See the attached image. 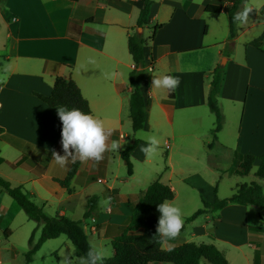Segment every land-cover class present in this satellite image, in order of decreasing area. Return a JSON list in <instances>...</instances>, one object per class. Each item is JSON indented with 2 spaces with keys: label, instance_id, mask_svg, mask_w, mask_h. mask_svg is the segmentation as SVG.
Listing matches in <instances>:
<instances>
[{
  "label": "crops",
  "instance_id": "obj_1",
  "mask_svg": "<svg viewBox=\"0 0 264 264\" xmlns=\"http://www.w3.org/2000/svg\"><path fill=\"white\" fill-rule=\"evenodd\" d=\"M0 3V127L3 129L0 176L13 187L23 186L44 211L54 206L57 216H67L75 209L83 215L89 199L96 195L99 212L85 221L86 227L90 221V229H98L92 233L98 239L109 233L118 235L130 222L132 206L155 181L172 188L175 198L171 202L178 196L176 185L200 191L207 187L210 198L205 201L213 202L216 196L212 192H217L215 182L209 183L204 175L207 171L218 172L223 152L232 160L236 153L256 157L264 153V44L262 50L249 45L264 34V0L247 2L251 9L248 20L238 24L228 56L225 46L231 41V34L225 9L229 2H219L215 14L201 12L202 7L215 0H157L151 4L148 25L152 26V34L155 25L164 26L144 49L142 130L154 133L169 126L165 142L171 145V154L163 161L168 164L164 168L166 182L161 180L158 170L152 169L155 175L146 177L142 184L133 183L135 163L148 168L153 156L145 157L141 148L146 141L134 133L140 143L130 156L133 174L120 179L119 175L110 177L109 173L112 166L125 164L121 154L133 138L128 129L132 128L129 74L134 62L128 50V38L136 27L143 0H1ZM97 25L103 30L97 29ZM200 50L212 54L198 60L188 56ZM223 57H227V63L218 103L224 125L209 147L215 116L211 113L214 122L210 124L205 111L208 94L204 88L207 86L209 92L212 73ZM163 75L179 79L174 99L169 98V89L153 88V78ZM57 77L71 78L77 84L89 102L91 115L103 122L108 133V150L100 161L76 160L79 167L70 192L55 181L65 179L74 163L69 160L61 167L53 160V153L64 155L58 107H49L35 95H50ZM113 140L119 142L118 151L110 148ZM174 159L180 162L176 166ZM185 163L200 167L186 170ZM259 165L260 161L256 160L250 174L256 173ZM251 182L262 186L264 179L256 177ZM106 197L111 198L107 208L101 204ZM7 203L0 195V224L11 210L14 211L11 222L22 216L19 209ZM252 207L233 204L206 213L201 216L204 219L201 225L194 226L197 219L188 223L193 225L188 238L181 237L185 226L182 233L165 240L162 247L169 249L185 242L205 244L206 237L208 244L222 252L228 264H231L228 258L231 250L244 264H254L257 256L259 264H264V232L251 230L263 225L261 212L256 223L252 219ZM211 227L213 231L216 228V234L212 231L210 234ZM41 228L42 224L35 239ZM251 236L260 237L261 242L251 243Z\"/></svg>",
  "mask_w": 264,
  "mask_h": 264
},
{
  "label": "trees",
  "instance_id": "obj_2",
  "mask_svg": "<svg viewBox=\"0 0 264 264\" xmlns=\"http://www.w3.org/2000/svg\"><path fill=\"white\" fill-rule=\"evenodd\" d=\"M248 1L246 0V3ZM219 2L230 3L225 9L229 18L231 34V41L225 46V55L228 56L231 53L234 40L237 36L238 23L233 22V17L236 12L242 10L245 0H215V3L202 7L201 12L217 13ZM152 3V0H143L136 27L133 29V34L128 38V50L134 62V68L129 74V84L132 89L129 100V113L134 135L138 130L143 129L145 122V99L141 90L145 72L144 49L148 42L154 39L157 31L164 26L163 24L155 25L153 27V34L148 40L143 38L142 32L137 31V29H144L148 25L149 11ZM263 44L264 34L249 43V45L259 50H262ZM224 78L225 66L219 64L212 73L207 97L209 110L215 116V127L211 130L213 141L208 145L209 147H212L214 141L217 140L218 134L224 125V116L218 103ZM35 95L49 107L63 106L69 109L77 108L82 112L91 114L89 102L83 97L80 88L71 78L65 80L62 77H57L50 95L44 96L37 93ZM169 98H175L174 89H169ZM0 132H3L1 127ZM139 143L140 140L134 136L121 154L129 176L133 174V164L130 156ZM235 158L238 161L237 175L241 177L249 175L255 161L259 160L260 165L256 170L255 176L264 179V153L258 157L236 153ZM78 167L79 161H75L66 178L63 180L55 179V181L70 192V184L77 173ZM0 190L5 192L19 205L29 220L37 223V227L32 231L28 240L29 250L24 254L27 264L33 263L34 256L46 241L57 239L63 235L76 247L79 257H86L87 252L92 246L85 232L84 225L88 218L99 212L98 196L95 195L89 199L82 220H73L67 216L47 215L43 208L31 199L23 186L13 187L8 180L1 176ZM174 198L175 193L170 186L158 181L149 185L143 197L132 206V215L128 226L119 236L112 239L113 255L105 258L104 264H201L202 261H205L207 264H228V260L222 252L212 244L185 242L169 249L162 247L164 241L161 240V237L157 233L160 215L157 210V204L165 200L172 201ZM233 204L258 208L261 212L260 218L263 225L261 227H251V230L260 233L264 232L263 187L258 182H251L238 185L228 198L218 199L216 197L213 202L202 200V207L184 220L180 233L184 231L186 224L195 221L202 215L220 211ZM41 224L40 237L35 241L36 232ZM10 235V231L6 230L5 236L9 238ZM249 239L251 243L258 244L261 242L260 237L251 236ZM254 264H259L258 256L255 258Z\"/></svg>",
  "mask_w": 264,
  "mask_h": 264
},
{
  "label": "rangeland",
  "instance_id": "obj_3",
  "mask_svg": "<svg viewBox=\"0 0 264 264\" xmlns=\"http://www.w3.org/2000/svg\"><path fill=\"white\" fill-rule=\"evenodd\" d=\"M1 1V0H0ZM157 1V0H152ZM1 4V3H0ZM161 13V12H160ZM152 27V26H151ZM149 25L146 26L143 31L142 35L145 40H148L152 36V28ZM210 51V50H209ZM211 55L212 52L207 51H194L192 53H189L188 56L193 58L194 60L200 59L204 55ZM224 59H227V57H223L219 64L221 65ZM227 63V61H226ZM226 65V64H225ZM224 65V66H225ZM208 94V88L205 86L204 88ZM206 115L210 119V124L214 122V117L211 114L208 106H206ZM177 122H174V126H176ZM169 126L165 125V127L158 132L149 133L151 135L156 136L160 143L158 145V151L153 154V158L151 161V166L146 168L144 165H139L138 163H135V171H136V178L133 180V183H145L146 177L150 178L153 177L155 174L152 173V169L158 170L159 177L163 182H166L167 173L165 174V167L168 166V164L164 163L167 159V156L171 154V150L169 148L167 149L166 146V140L169 136ZM128 132L133 135L132 128L128 129ZM133 139V138H132ZM141 140L146 141V138H141ZM202 147V146H201ZM201 149V148H200ZM223 156L220 159L219 162V169L218 172L215 171L209 172L207 171L204 175V179L208 181L209 183L215 182V190L217 191L216 194L213 191L212 195L213 197H217L218 199H225L232 195V192L236 185L242 184V183H249L253 180H255L256 176L254 171L250 174L248 177H240L236 175V170L238 169V161L236 158L232 160L226 152H223ZM177 158V157H176ZM179 160L174 159L173 164L176 166ZM200 161H203V158H201ZM186 170L189 168V170L195 168H199L200 164L195 163H185ZM117 174L120 176V179L123 177H128L127 167L122 162L120 164V167L112 166L111 172L109 173V176ZM2 177V176H1ZM263 186V192H264V184ZM178 190V196L174 200V203L181 209L182 213V219L183 221L185 218L191 216L195 211L200 209L202 207V200L209 199V190H207V187L200 191L198 188H186L185 186L179 187L176 185ZM1 193V192H0ZM3 193V192H2ZM0 194L3 199L8 201L7 204L12 203L14 207L18 210H20L22 216H17L16 220L11 222V218L14 216V211L11 210L9 215L4 218V220L0 224V264H27L25 262L24 254L29 250L28 240L29 237L34 230V227L37 225L35 222L28 219L26 214L21 211L20 207L15 203L13 199H11L7 194L3 193ZM215 197V198H216ZM55 207L52 206L51 208H46L45 213L49 216H57ZM56 211V212H55ZM250 211L252 213V219H254L257 222H259V214L260 210L258 208H250ZM70 218L74 220H82L83 215H79V211L77 209L73 210L72 212L69 211L68 215ZM229 217H227V221H229ZM204 219L203 217H200L196 220L194 226H199L203 223ZM252 222V221H251ZM91 222L88 221L86 225H84L85 232L88 235L89 242L92 247H101V246H108L109 247V255L106 257H111L113 255V248L111 246V239H113L116 236H119L124 229L118 233V235H112L109 233L107 237L98 239L96 235H93L92 233L98 232V229H95V231H92L90 229ZM212 225V224H211ZM216 225V223H215ZM192 224L186 225V230L182 234L181 237L188 238L190 232L192 231ZM9 230L11 235L9 238L5 236V231ZM211 231L216 234L217 230L214 228V231L211 227L209 229V232L211 234ZM237 233V236H239V233ZM40 232L37 234V238L40 237ZM103 237V235L101 236ZM38 239H35V241ZM203 241L206 242L205 244H208L210 242L208 238H203ZM234 250H231L230 253H228V258L231 264H244L243 259L237 258L233 255ZM31 264H83V258L78 256L77 249L75 246L72 245V243L68 240L66 236H61L57 239L48 240L45 242V244L42 246L40 251L37 253V255L34 257V261ZM201 264H205L204 261L201 262Z\"/></svg>",
  "mask_w": 264,
  "mask_h": 264
},
{
  "label": "clouds",
  "instance_id": "obj_4",
  "mask_svg": "<svg viewBox=\"0 0 264 264\" xmlns=\"http://www.w3.org/2000/svg\"><path fill=\"white\" fill-rule=\"evenodd\" d=\"M251 9L247 6L246 0L241 11L234 14L233 22L238 24L246 23ZM97 29L103 30L97 25ZM179 84V79L171 75L153 78V88L175 89ZM152 88V89H153ZM59 119L62 122L61 144L64 155L53 153V160L61 167L72 160L81 162L88 160L100 161L103 154L108 150V133L101 120L93 115L82 112L77 108H57ZM137 138H146V143L141 151L146 158H150L158 151L159 139L142 129L136 133ZM111 150L118 151L119 142L113 140L110 145ZM111 198L106 197L101 204L107 208ZM159 219L157 225L158 236L162 241L174 239L181 231L184 221L181 209L171 201L165 200L157 204ZM109 255V247H91L83 258V264H104L105 258Z\"/></svg>",
  "mask_w": 264,
  "mask_h": 264
},
{
  "label": "water",
  "instance_id": "obj_5",
  "mask_svg": "<svg viewBox=\"0 0 264 264\" xmlns=\"http://www.w3.org/2000/svg\"><path fill=\"white\" fill-rule=\"evenodd\" d=\"M137 31L141 33L143 31V29L139 28V29H137ZM226 61H227V59H224V61L222 62L221 65L224 66L226 64Z\"/></svg>",
  "mask_w": 264,
  "mask_h": 264
},
{
  "label": "built area",
  "instance_id": "obj_6",
  "mask_svg": "<svg viewBox=\"0 0 264 264\" xmlns=\"http://www.w3.org/2000/svg\"><path fill=\"white\" fill-rule=\"evenodd\" d=\"M166 146H167V149L169 148V144L168 143H166Z\"/></svg>",
  "mask_w": 264,
  "mask_h": 264
}]
</instances>
